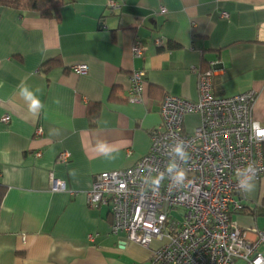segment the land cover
<instances>
[{
  "label": "crops",
  "instance_id": "0c3cea01",
  "mask_svg": "<svg viewBox=\"0 0 264 264\" xmlns=\"http://www.w3.org/2000/svg\"><path fill=\"white\" fill-rule=\"evenodd\" d=\"M54 14L0 6V264H154L152 246L111 235L109 209L89 207L94 177L144 157L164 96L196 102L211 63L213 95L254 91L252 119L264 128V0H63ZM136 71L144 92L134 102ZM22 79L40 90L38 116L18 95ZM198 120L186 116L184 132ZM98 140L119 149L115 160ZM51 178L65 190L51 191ZM263 192L264 179L242 203L256 208ZM231 221L252 241L264 231L262 218L236 211Z\"/></svg>",
  "mask_w": 264,
  "mask_h": 264
},
{
  "label": "built area",
  "instance_id": "2783aa9c",
  "mask_svg": "<svg viewBox=\"0 0 264 264\" xmlns=\"http://www.w3.org/2000/svg\"><path fill=\"white\" fill-rule=\"evenodd\" d=\"M107 5L114 7L113 2ZM155 46L161 47L159 40ZM144 51L141 43H134L135 57ZM215 65L211 63V69L200 75L196 102L164 96L161 124L151 132L148 153L130 168L99 173L89 192V207L109 209L110 234L124 235L128 242L145 249L152 246L154 264H235L237 260L264 264V231H253L257 239L252 241L231 221L243 194L237 187V170L252 163L256 169L253 183L264 177V128L252 119L256 93L215 97L211 84ZM73 71L85 75L87 66H76ZM143 78L140 71L129 77L131 101L141 100ZM188 115L200 118L193 134L183 130ZM1 121L7 123L9 118ZM177 139L185 142L189 154L181 163L187 174L185 185L174 188L167 176L158 187L144 184L152 168L163 171L173 158L169 145ZM68 157L62 152L58 160L63 163ZM49 182L51 191L65 190L63 182L53 178Z\"/></svg>",
  "mask_w": 264,
  "mask_h": 264
},
{
  "label": "clouds",
  "instance_id": "9594fccd",
  "mask_svg": "<svg viewBox=\"0 0 264 264\" xmlns=\"http://www.w3.org/2000/svg\"><path fill=\"white\" fill-rule=\"evenodd\" d=\"M17 89L18 95L26 102L28 112L33 116H38L40 111L44 108V103L39 96L40 90L38 88L33 89L27 84L26 79L21 80L17 85ZM95 148L100 156L108 160H115L119 153L118 148L102 140L96 142ZM169 150L173 158L169 160L163 171L152 168L151 172L145 176L143 180L144 184L154 188L158 187L161 181L167 176L172 187L179 188L185 185L187 174L181 167V163L187 161L189 155L186 151L185 142L177 139L169 145ZM153 172H155L156 175L153 176ZM255 172L256 169L252 163H248L244 168L237 170V187L243 193H250L253 190Z\"/></svg>",
  "mask_w": 264,
  "mask_h": 264
},
{
  "label": "trees",
  "instance_id": "16d2710c",
  "mask_svg": "<svg viewBox=\"0 0 264 264\" xmlns=\"http://www.w3.org/2000/svg\"><path fill=\"white\" fill-rule=\"evenodd\" d=\"M62 1L63 0H0V6H9L20 11L37 12L43 17L50 18L55 15L54 13H56V9L62 4ZM262 179H264V177H262L260 181ZM238 199L240 207L237 212L251 215L255 219H264V192L261 196V199L259 200L257 207L254 209H250L249 207L244 206V204L242 203V195H239Z\"/></svg>",
  "mask_w": 264,
  "mask_h": 264
},
{
  "label": "rangeland",
  "instance_id": "374dc122",
  "mask_svg": "<svg viewBox=\"0 0 264 264\" xmlns=\"http://www.w3.org/2000/svg\"><path fill=\"white\" fill-rule=\"evenodd\" d=\"M199 125H200V123H199V120H198V122L193 126V128H192L191 130L188 131V133H189V134H193V133H194V130H195L196 128H198ZM172 214H173V216L176 217L178 220H181L180 214H179L178 212L173 211ZM234 219H235V218H234Z\"/></svg>",
  "mask_w": 264,
  "mask_h": 264
}]
</instances>
